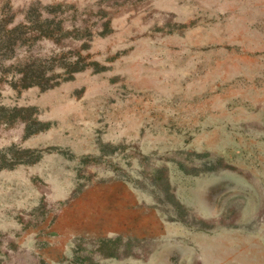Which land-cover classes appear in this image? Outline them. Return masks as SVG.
Here are the masks:
<instances>
[{
	"label": "rangeland",
	"instance_id": "rangeland-1",
	"mask_svg": "<svg viewBox=\"0 0 264 264\" xmlns=\"http://www.w3.org/2000/svg\"><path fill=\"white\" fill-rule=\"evenodd\" d=\"M8 13L83 69L0 85V264H56L58 237H74L66 264H264V0H0ZM115 179L141 190L140 249L74 223L113 207L83 191Z\"/></svg>",
	"mask_w": 264,
	"mask_h": 264
},
{
	"label": "trees",
	"instance_id": "trees-1",
	"mask_svg": "<svg viewBox=\"0 0 264 264\" xmlns=\"http://www.w3.org/2000/svg\"><path fill=\"white\" fill-rule=\"evenodd\" d=\"M32 6L34 12L44 10L38 4ZM9 13L0 18V85L9 81L15 89L36 86L49 89L60 84V78L64 77L63 80H67L82 71L80 53H78L77 60H72V56L68 58L64 55L59 59L54 53L48 55L36 51L34 47L37 42L49 39L51 36L44 35L43 29L40 30L41 25L37 23L38 21L31 20L29 16L25 18V21L15 24V16L9 17ZM28 30L41 34L32 36L29 35ZM76 39V41H81L86 38ZM86 46V44L83 45L87 48ZM20 50L25 51L24 56L19 55L21 54ZM8 77L11 79L8 80Z\"/></svg>",
	"mask_w": 264,
	"mask_h": 264
},
{
	"label": "crops",
	"instance_id": "crops-1",
	"mask_svg": "<svg viewBox=\"0 0 264 264\" xmlns=\"http://www.w3.org/2000/svg\"><path fill=\"white\" fill-rule=\"evenodd\" d=\"M83 192L97 194L103 197L107 206H113L108 208L109 211L104 208L102 210L101 208L99 214L95 213L94 208L89 210L90 214L84 210L80 212V208L76 209L74 213V223L76 227L79 228L80 226L82 228L83 234L93 232L88 230V228L95 229V231H98L100 228L101 231H106L110 238L113 237L112 239H117L118 237L128 238L127 236L133 237L130 238L131 240L137 238L139 249L141 240L143 244L146 243V212L144 211V213H142L143 216L141 221L139 207H134L137 209L134 213L130 212L129 208V205L132 207V204L136 203L134 192H141L140 188L133 186L128 181L115 179L111 181L98 182L93 186L86 188ZM96 192L103 194L100 195ZM95 202L98 203L97 196ZM104 211H106L107 214H102ZM103 215H105V217ZM129 216L133 219V221L129 218ZM136 218L138 220H136ZM102 219L105 222L100 224L98 221ZM81 220L87 224L89 221V226L83 228V226L80 225ZM134 220H136V222H134ZM138 222L139 226L137 227L135 224ZM78 231L79 229L72 230L69 237H72V233L75 234ZM63 238L64 237L56 238L50 247H45L44 249V255L56 264H66L70 257H72L75 253V243L74 239H72L74 237L66 239ZM108 258L116 259L117 257L112 255Z\"/></svg>",
	"mask_w": 264,
	"mask_h": 264
}]
</instances>
